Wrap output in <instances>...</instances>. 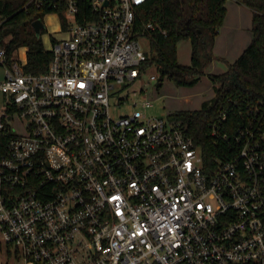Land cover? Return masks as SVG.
Masks as SVG:
<instances>
[{"label": "built area", "instance_id": "built-area-1", "mask_svg": "<svg viewBox=\"0 0 264 264\" xmlns=\"http://www.w3.org/2000/svg\"><path fill=\"white\" fill-rule=\"evenodd\" d=\"M82 1L29 0L65 21L45 73L7 64L0 49V254L4 245L20 264H264V101L219 112L213 162L180 122L113 117L111 98L147 67L136 18L149 0H88L78 19Z\"/></svg>", "mask_w": 264, "mask_h": 264}, {"label": "trees", "instance_id": "trees-1", "mask_svg": "<svg viewBox=\"0 0 264 264\" xmlns=\"http://www.w3.org/2000/svg\"><path fill=\"white\" fill-rule=\"evenodd\" d=\"M226 0H149L138 10L136 30L149 40L147 66H156L159 81L167 79L177 86H193L203 75L213 85L214 97L201 104L199 110L179 111L186 134L202 149L206 161L213 162L222 151V143L210 135V125L218 119L219 112L234 104L264 101V0H237L252 11V40L241 55L227 63L221 74H207L206 69L215 59L213 46L225 15ZM29 0H0V49L10 64L19 48H26L25 72L45 73L51 53L44 49L32 23L41 20L46 10L28 4ZM81 12L88 10V0L80 5ZM61 14V13H60ZM151 24L153 29H145ZM190 43V64L177 60V45ZM231 120L234 117H230Z\"/></svg>", "mask_w": 264, "mask_h": 264}, {"label": "rangeland", "instance_id": "rangeland-1", "mask_svg": "<svg viewBox=\"0 0 264 264\" xmlns=\"http://www.w3.org/2000/svg\"><path fill=\"white\" fill-rule=\"evenodd\" d=\"M62 20L63 17L60 13L50 12L43 15L42 22L45 29L43 30L40 39L45 50L49 48L52 38L62 35L61 33L65 25V21ZM140 44L145 51L149 52L151 50L147 39H140ZM177 47V55H179L180 60H188L190 56L189 41H181L178 43ZM13 59L24 63L26 61V53L24 49L19 48L16 50L13 54ZM218 60L223 62V60ZM150 76H156L157 82H150ZM3 80L4 67L0 64V83L3 82ZM196 85L197 89L193 91L185 90L193 88ZM206 86L212 88L211 81L207 75L201 76L193 86L183 87L177 86L173 81L167 79L159 81V72L156 66H147L142 72V75L133 84L127 86V88L121 90L111 98L110 112L113 117H119L129 116L133 112L139 111L147 117L160 118L171 124L180 122L174 114L179 111L199 110L201 106L198 103L200 97H198L197 92ZM180 88L183 89L180 90ZM203 94L204 93H201V95ZM118 98L122 99L124 102L121 104L118 103ZM144 99L151 102V106L147 109H144L141 106ZM8 100L9 99L6 95L0 93V116L3 112L7 111ZM134 103H136V105H134ZM8 122L20 126V121L15 117L10 118ZM1 248L2 252L0 254V261L2 263L20 264V262H16L13 256L10 259H7L5 256L6 247L2 245Z\"/></svg>", "mask_w": 264, "mask_h": 264}, {"label": "crops", "instance_id": "crops-1", "mask_svg": "<svg viewBox=\"0 0 264 264\" xmlns=\"http://www.w3.org/2000/svg\"><path fill=\"white\" fill-rule=\"evenodd\" d=\"M225 9V20L219 29L213 46V54L217 60L214 59L208 66L206 69L207 74L224 73L227 69L226 64L233 63L252 40V11L246 6L240 4L237 0H226ZM23 49L26 53V48ZM177 58L181 65L190 64V56L188 60L186 59L183 61L180 60L179 55H177ZM218 59L223 60V62H220ZM181 89L183 88H180V90ZM195 89H197V85L185 90L193 91ZM197 93L198 97H200L198 103L201 106L204 101H208L214 97L213 85L212 88L206 86L205 88L200 89ZM201 93L204 94L201 95Z\"/></svg>", "mask_w": 264, "mask_h": 264}, {"label": "water", "instance_id": "water-1", "mask_svg": "<svg viewBox=\"0 0 264 264\" xmlns=\"http://www.w3.org/2000/svg\"><path fill=\"white\" fill-rule=\"evenodd\" d=\"M32 27H33L34 32H35V34H36L37 36L40 35V31H41V29H42V28H45V27H44V24H43V22H42L41 20H36V21H34V22L32 23Z\"/></svg>", "mask_w": 264, "mask_h": 264}]
</instances>
